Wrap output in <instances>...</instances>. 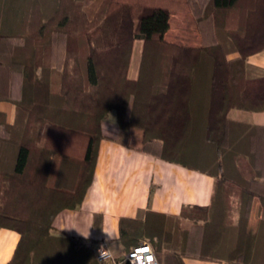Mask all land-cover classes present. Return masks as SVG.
<instances>
[{
  "label": "trees",
  "instance_id": "1",
  "mask_svg": "<svg viewBox=\"0 0 264 264\" xmlns=\"http://www.w3.org/2000/svg\"><path fill=\"white\" fill-rule=\"evenodd\" d=\"M167 11L191 16L198 44L164 36ZM263 49L264 0H0V100L16 107L14 122L0 120V226L20 234L6 264H98L90 244L54 233L52 221L81 203L111 113L122 141L138 127L141 151L215 179L208 205L121 217L123 251L148 241L159 264H243L255 200L248 264H264V125L228 117L231 108L264 110V77L244 73ZM234 198L236 223L227 214Z\"/></svg>",
  "mask_w": 264,
  "mask_h": 264
},
{
  "label": "crops",
  "instance_id": "2",
  "mask_svg": "<svg viewBox=\"0 0 264 264\" xmlns=\"http://www.w3.org/2000/svg\"><path fill=\"white\" fill-rule=\"evenodd\" d=\"M172 18V36L165 37L180 44H198L199 37L191 16L174 15ZM244 73L251 79L264 77V49L246 58ZM128 75L136 77L137 69L130 68ZM0 113V120L12 123L16 107L10 101L0 100ZM111 114L102 121V132L106 136L98 143L92 181L81 203L57 212L52 230L77 237L93 248L105 241L114 254L119 255L124 252L118 240L121 217L143 218L149 210L177 215L183 205H208L214 193L215 179L199 170L141 151L142 129L138 127H131L126 140L122 141L115 115ZM228 117L264 125V110L231 108ZM13 157L14 153L10 158L12 162ZM11 166L6 167L10 169ZM257 211V201L254 200L250 217L254 213L258 216ZM19 238L18 231L0 226V264L10 260ZM246 247L244 261L251 251L249 245ZM184 262L229 264L224 260L197 257H186Z\"/></svg>",
  "mask_w": 264,
  "mask_h": 264
},
{
  "label": "rangeland",
  "instance_id": "3",
  "mask_svg": "<svg viewBox=\"0 0 264 264\" xmlns=\"http://www.w3.org/2000/svg\"><path fill=\"white\" fill-rule=\"evenodd\" d=\"M168 12V20L165 21L164 23L161 24V27L164 28V36H168V37H171L172 36V31H173V26L172 24L173 23V16L174 15H187L188 17L189 14L188 13H181V12H174V11H167ZM173 15V16H172ZM137 42L134 41L133 43V47L134 49H132V55H131V60H130V64L128 66V70H127V73L129 71L130 68H136L137 69V73H138V68H139V60H140V54H141V47H142V41L141 40H136ZM129 76V75H128ZM137 76V75H136ZM132 78V77H130ZM135 78V77H133ZM113 115V114H111ZM229 202V209H228V217L230 219V221H232L233 223H236L239 219V216H240V211H239V204L237 202V199H229L228 200ZM258 213V216H255L256 214L254 213V215L252 217L251 216V213L248 217V220L246 222V229L249 231V235H248V238H247V242H246V245H249V249H251L250 253H249V256L247 258L246 261H243V264H248L251 260V257L253 256V248H254V245H255V242H256V238H257V232H258V229H259V224H260V215H259V211H257ZM224 217L226 216L225 214L223 215ZM190 224V221L189 220H185L184 221V225H186L187 227L189 226ZM261 234H263L262 237H264V224L261 225ZM259 241V240H258ZM264 242V241H263ZM262 245V244H261ZM262 247V246H261ZM257 257H260L257 256Z\"/></svg>",
  "mask_w": 264,
  "mask_h": 264
},
{
  "label": "built area",
  "instance_id": "4",
  "mask_svg": "<svg viewBox=\"0 0 264 264\" xmlns=\"http://www.w3.org/2000/svg\"><path fill=\"white\" fill-rule=\"evenodd\" d=\"M94 252L98 264H159L153 247L148 241L132 245L119 255L114 254L109 245L103 241L96 245Z\"/></svg>",
  "mask_w": 264,
  "mask_h": 264
},
{
  "label": "clouds",
  "instance_id": "5",
  "mask_svg": "<svg viewBox=\"0 0 264 264\" xmlns=\"http://www.w3.org/2000/svg\"><path fill=\"white\" fill-rule=\"evenodd\" d=\"M101 254V253H100Z\"/></svg>",
  "mask_w": 264,
  "mask_h": 264
},
{
  "label": "snow or ice",
  "instance_id": "6",
  "mask_svg": "<svg viewBox=\"0 0 264 264\" xmlns=\"http://www.w3.org/2000/svg\"><path fill=\"white\" fill-rule=\"evenodd\" d=\"M146 251V250H145Z\"/></svg>",
  "mask_w": 264,
  "mask_h": 264
}]
</instances>
